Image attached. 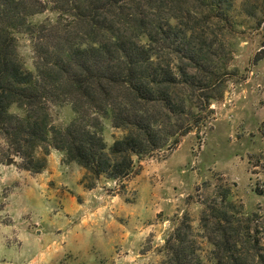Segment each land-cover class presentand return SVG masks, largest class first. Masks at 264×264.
<instances>
[{
    "label": "rangeland",
    "instance_id": "1",
    "mask_svg": "<svg viewBox=\"0 0 264 264\" xmlns=\"http://www.w3.org/2000/svg\"><path fill=\"white\" fill-rule=\"evenodd\" d=\"M208 2L213 4L163 0L161 9L165 17H177L181 29L194 36L196 29V42L220 73L210 91L216 98L203 109L195 90L186 93L179 84L188 100L177 123L181 132L195 124L194 131L143 158L125 188L102 177L85 202L69 188L93 190L83 183L84 168L51 148L42 172L22 169L21 157L0 133V264H161L166 239L185 215L207 263L214 264L201 215L205 204L222 201H233L240 217L253 218L264 237V0H228L220 8L218 0ZM56 16L45 11L34 19ZM17 37L26 67L34 70L31 38ZM185 48L169 44L166 57L195 72ZM51 116L65 126L74 112L71 105H53ZM104 135L112 145L124 133L107 122Z\"/></svg>",
    "mask_w": 264,
    "mask_h": 264
},
{
    "label": "trees",
    "instance_id": "2",
    "mask_svg": "<svg viewBox=\"0 0 264 264\" xmlns=\"http://www.w3.org/2000/svg\"><path fill=\"white\" fill-rule=\"evenodd\" d=\"M162 1L0 0V133L21 157L22 169L42 172L54 148L65 162L86 170V188H95L102 177L125 188L143 158L172 138L175 147L194 131L195 124L180 131L188 98L177 86L186 93L194 89L207 109L220 73L204 44L196 42V29L194 36L177 17H165ZM226 1L218 0L217 7ZM45 11L56 19L35 21ZM19 34L33 42L34 70L21 56ZM179 43L195 72L166 57L169 44ZM53 105H71L74 117L67 125L54 124ZM107 122L124 133L112 145L104 135ZM260 131L264 137V121ZM222 202L202 210L210 259L264 264V237L253 218L240 217L233 201ZM194 230L185 215L166 239L161 264H208Z\"/></svg>",
    "mask_w": 264,
    "mask_h": 264
},
{
    "label": "crops",
    "instance_id": "3",
    "mask_svg": "<svg viewBox=\"0 0 264 264\" xmlns=\"http://www.w3.org/2000/svg\"><path fill=\"white\" fill-rule=\"evenodd\" d=\"M71 190H75V192H76V194H78V195H80V196H82L85 200V202H87V198L89 197V196H91L92 195V192H94V189L93 190H87V189H85L84 188V186L83 185H79V188H77V189H73V188H71V187H69ZM95 196V195H94ZM84 202V203H85ZM84 203L83 204H80V205H78V209H84L86 206L84 205ZM88 207V206H87Z\"/></svg>",
    "mask_w": 264,
    "mask_h": 264
},
{
    "label": "water",
    "instance_id": "4",
    "mask_svg": "<svg viewBox=\"0 0 264 264\" xmlns=\"http://www.w3.org/2000/svg\"><path fill=\"white\" fill-rule=\"evenodd\" d=\"M7 162H8V164H12V162H13V158H9V159L7 160Z\"/></svg>",
    "mask_w": 264,
    "mask_h": 264
}]
</instances>
